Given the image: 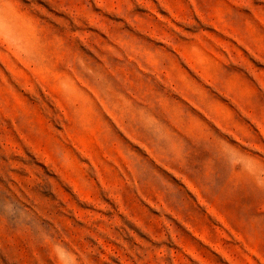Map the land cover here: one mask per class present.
<instances>
[{
  "label": "rangeland",
  "instance_id": "obj_1",
  "mask_svg": "<svg viewBox=\"0 0 264 264\" xmlns=\"http://www.w3.org/2000/svg\"><path fill=\"white\" fill-rule=\"evenodd\" d=\"M0 264H264V0H0Z\"/></svg>",
  "mask_w": 264,
  "mask_h": 264
}]
</instances>
